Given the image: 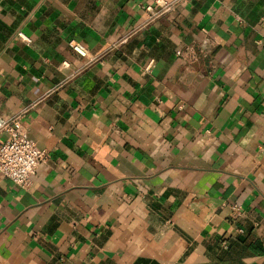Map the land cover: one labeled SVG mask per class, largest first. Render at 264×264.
<instances>
[{
  "label": "crops",
  "instance_id": "crops-1",
  "mask_svg": "<svg viewBox=\"0 0 264 264\" xmlns=\"http://www.w3.org/2000/svg\"><path fill=\"white\" fill-rule=\"evenodd\" d=\"M175 1L0 0V264H264V0Z\"/></svg>",
  "mask_w": 264,
  "mask_h": 264
},
{
  "label": "built area",
  "instance_id": "built-area-1",
  "mask_svg": "<svg viewBox=\"0 0 264 264\" xmlns=\"http://www.w3.org/2000/svg\"><path fill=\"white\" fill-rule=\"evenodd\" d=\"M180 1L176 0L174 3ZM174 3H158V8L146 7L147 22L144 27L172 11ZM177 55L183 56L184 54L182 51H178ZM0 136L5 137L3 141H0V173L16 185L28 187L39 165L47 160L48 152L30 140L21 123L20 116L10 119L0 116ZM239 214L240 207L233 206L232 217Z\"/></svg>",
  "mask_w": 264,
  "mask_h": 264
}]
</instances>
